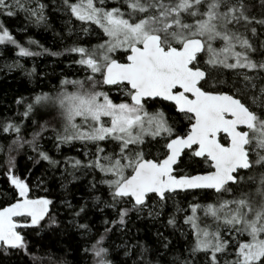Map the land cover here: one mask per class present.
I'll use <instances>...</instances> for the list:
<instances>
[{"label": "snow or ice", "instance_id": "obj_1", "mask_svg": "<svg viewBox=\"0 0 264 264\" xmlns=\"http://www.w3.org/2000/svg\"><path fill=\"white\" fill-rule=\"evenodd\" d=\"M48 7L0 0V16L47 24ZM56 10L78 22L64 52L34 51L0 20V55H74L84 72L0 113V264H77L38 247L44 233H75L79 264H264V0H60ZM85 177L88 198L74 202L69 186Z\"/></svg>", "mask_w": 264, "mask_h": 264}, {"label": "trees", "instance_id": "obj_2", "mask_svg": "<svg viewBox=\"0 0 264 264\" xmlns=\"http://www.w3.org/2000/svg\"><path fill=\"white\" fill-rule=\"evenodd\" d=\"M48 4L47 24H36L30 22L24 18L23 13H19L15 17L0 16V20H4L9 27L12 34L26 47H30L34 51H41L42 48L49 49L52 52H64V50L71 46L77 39V35H69V28L75 24L78 30V22L72 21L68 23L69 17L63 12L56 10L60 0H44ZM35 40L38 45H28L29 40ZM85 41H90L95 44L97 41L95 36L83 38ZM42 46V47H40ZM76 57L74 55L64 54L61 56L42 55L34 58H19L15 55V50L11 48L6 50L3 55H0V113H4L7 110L8 115H15L17 105L15 100L21 96L30 98L34 94L41 91H51L55 87L59 86V82L62 78L67 77L69 79L82 78L84 72L80 70L78 65H74L72 61ZM19 60V63L23 65V68H13L9 70L6 65L12 64L14 61ZM36 68V75L29 77L26 75V70ZM22 111V109H20ZM48 118V117H46ZM51 148V144L47 145ZM80 147L79 145L76 146ZM63 153L68 156L80 157L74 148L65 146ZM55 154V153H54ZM58 155V154H57ZM2 158V157H0ZM18 161L21 167L25 164V158L23 155L18 157ZM46 167L44 162L38 166L37 170H42ZM59 173H56L57 179L50 183V187L56 192H61ZM2 177H0V188L5 187L2 183ZM91 177H85L77 181L75 184L70 185L72 192L75 196V201H79L81 197L88 198V192L85 185ZM44 194V193H40ZM182 202L183 207H187L188 203L192 201V197L188 196L185 200L183 194L177 197ZM201 203H207L210 201L201 200ZM183 214H181L182 216ZM96 219H99V213L96 215ZM182 223V219H181ZM137 226L142 229L140 235L148 236L149 233L143 231L148 227L143 223L137 222ZM183 230L187 231L188 226L184 225ZM181 244H184V238L180 236V232L176 233ZM191 234L188 235V240L191 241ZM37 246L44 244H53L55 248L53 251L64 249L69 253V260L75 261L79 264L80 253L76 252L78 247L77 241L79 237L75 233L69 235L52 236L50 233H44L41 237H35ZM62 254V253H61ZM14 264H24V261L14 262Z\"/></svg>", "mask_w": 264, "mask_h": 264}, {"label": "rangeland", "instance_id": "obj_3", "mask_svg": "<svg viewBox=\"0 0 264 264\" xmlns=\"http://www.w3.org/2000/svg\"><path fill=\"white\" fill-rule=\"evenodd\" d=\"M42 195V194H41Z\"/></svg>", "mask_w": 264, "mask_h": 264}]
</instances>
